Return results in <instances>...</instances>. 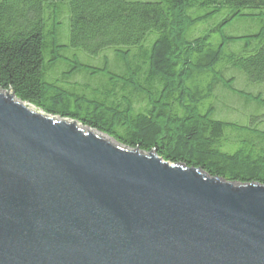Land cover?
<instances>
[{
  "label": "trees",
  "instance_id": "1",
  "mask_svg": "<svg viewBox=\"0 0 264 264\" xmlns=\"http://www.w3.org/2000/svg\"><path fill=\"white\" fill-rule=\"evenodd\" d=\"M193 11L199 14L192 17ZM225 15L218 27L190 39L194 28ZM66 19L69 45L60 42ZM237 19L263 21L264 0H0V89L126 148L156 152L170 164L231 183L264 185V96L237 90L235 78L225 75L235 70L264 88V31L229 38L225 30ZM244 41V52L252 54L229 52L230 44ZM252 42L260 43L257 49L250 50ZM108 50L117 72L105 57L98 68L75 56ZM59 64L69 69L54 79ZM82 72L103 77L110 93L97 100L73 94L67 86H78L72 80ZM217 88L263 113L256 109L248 126L217 120ZM74 95L82 110L94 104L85 116L71 111ZM210 100L212 106L199 112ZM137 102L144 103L139 110Z\"/></svg>",
  "mask_w": 264,
  "mask_h": 264
},
{
  "label": "water",
  "instance_id": "2",
  "mask_svg": "<svg viewBox=\"0 0 264 264\" xmlns=\"http://www.w3.org/2000/svg\"><path fill=\"white\" fill-rule=\"evenodd\" d=\"M0 264H264V185L170 164L0 89Z\"/></svg>",
  "mask_w": 264,
  "mask_h": 264
},
{
  "label": "rangeland",
  "instance_id": "3",
  "mask_svg": "<svg viewBox=\"0 0 264 264\" xmlns=\"http://www.w3.org/2000/svg\"><path fill=\"white\" fill-rule=\"evenodd\" d=\"M140 1H156V0H140ZM199 11L195 13L193 11L191 13L192 17H196ZM202 13V12H200ZM226 18L225 16H221L218 19L211 21L208 24L205 25H199L196 28H194L190 33V39L202 37L205 34H207L212 29L219 26V24L222 23L223 19ZM262 31H264V20H250V19H237L233 21L229 26H227L225 30V35L229 38H248L252 37L258 34H261ZM212 41L215 43H221V38L218 35L212 36ZM246 41V40H245ZM236 42L232 43L229 46V52L237 53V54H244V56H248L252 53H245L244 52V44L246 42ZM60 42L64 45H69L70 43V23L69 20H64L63 28L60 32ZM259 42H252L249 44L250 50L252 48L257 49ZM105 51L104 53H101L98 56H92L88 54H81L79 57L78 54L75 53V56H77L81 62L85 63L86 65L94 66V67H102L104 62V57L109 59L111 68L113 71H118V64L115 55L112 52ZM70 52L74 53L77 52L75 50H71ZM68 70L69 67L65 64H59V69H57L56 72L52 74L54 79H60L61 78V72ZM226 77H234L235 78V88L237 90H243L248 91L249 93L258 94L262 93L264 96V88L260 87H254L250 85V83L247 82L246 76L238 71L229 70L225 73ZM72 82H76L78 86H67L69 90L74 92L73 94H79V91H82L83 94L86 96L85 98L87 100H97V95H107L110 93V91L107 90V82L103 77H99L96 75L88 74L87 72H82L81 74H78L75 76V78L72 80ZM216 93V112H215V118L217 120H221L224 122H232V123H238L242 126H248L250 124V121L252 120V117H256V114L258 115L262 114V110H258L257 107L253 104L249 105L245 99L233 96V94L228 93L222 88H217L215 90ZM76 95L69 97L70 101L72 102L71 111L77 112L80 114V116H85L87 112L91 110L90 107L89 111L82 110L75 106V104H79V102H75L78 98L75 97ZM81 101V100H80ZM121 101V100H120ZM215 102V101H214ZM144 106V103H136L135 109L139 110ZM210 106H212V100L205 102L200 108H198V111L201 113H204ZM257 109V111H256ZM257 112V113H256ZM256 113V114H255ZM261 121V119L257 120Z\"/></svg>",
  "mask_w": 264,
  "mask_h": 264
}]
</instances>
